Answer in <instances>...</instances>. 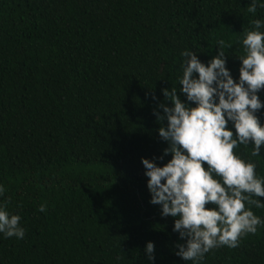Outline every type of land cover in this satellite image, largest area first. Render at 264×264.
<instances>
[{"label": "trees", "instance_id": "1", "mask_svg": "<svg viewBox=\"0 0 264 264\" xmlns=\"http://www.w3.org/2000/svg\"><path fill=\"white\" fill-rule=\"evenodd\" d=\"M250 3L0 0V204L25 229L23 239L0 233V264H194L176 255L186 241L150 203L141 160L171 159L154 112L171 107L162 90L172 87L190 104L179 92L184 51L207 66L223 40L239 80L244 31L264 21ZM256 115L264 125V107ZM251 149L236 153L264 179V147ZM252 211L264 221V208ZM196 264H264V224Z\"/></svg>", "mask_w": 264, "mask_h": 264}, {"label": "clouds", "instance_id": "2", "mask_svg": "<svg viewBox=\"0 0 264 264\" xmlns=\"http://www.w3.org/2000/svg\"><path fill=\"white\" fill-rule=\"evenodd\" d=\"M258 7L264 8V3L251 0L247 11L255 14ZM251 24L253 29L244 31L238 81L226 68L223 40L216 42L218 53L207 66L194 52L184 51L179 92L194 106L181 102L172 87L162 90L171 107L160 104L163 115L154 112L157 122L167 121L158 135L167 142L164 155L171 159L162 167L149 159L141 163L150 203L161 206L162 217L174 218L173 231L186 241L176 245V255L185 262L196 264L214 248L234 249L264 224L252 211L264 208L259 199L264 198V179L257 175L255 163L236 153L238 146L251 144V156L260 157L264 147V125L256 115L264 107L257 95L264 90V32L259 30L264 21ZM5 191L0 185V195ZM7 203L0 204V233L23 239L21 217L10 215ZM46 208L41 204L38 211ZM145 251L154 259L153 243H147Z\"/></svg>", "mask_w": 264, "mask_h": 264}]
</instances>
